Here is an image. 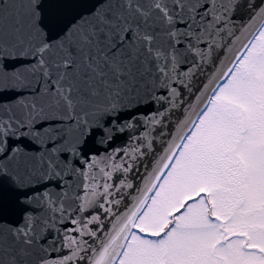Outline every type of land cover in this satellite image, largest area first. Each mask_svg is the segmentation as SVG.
Instances as JSON below:
<instances>
[{"label": "snow or ice", "instance_id": "6c2138e0", "mask_svg": "<svg viewBox=\"0 0 264 264\" xmlns=\"http://www.w3.org/2000/svg\"><path fill=\"white\" fill-rule=\"evenodd\" d=\"M0 264H264V0H0Z\"/></svg>", "mask_w": 264, "mask_h": 264}]
</instances>
